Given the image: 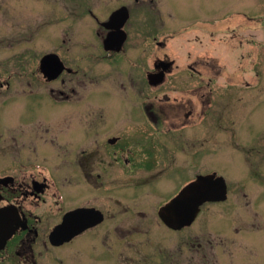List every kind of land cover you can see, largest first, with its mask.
I'll use <instances>...</instances> for the list:
<instances>
[{
  "label": "rangeland",
  "instance_id": "rangeland-1",
  "mask_svg": "<svg viewBox=\"0 0 264 264\" xmlns=\"http://www.w3.org/2000/svg\"><path fill=\"white\" fill-rule=\"evenodd\" d=\"M124 1L0 0V48L4 46L0 71L4 69L2 76L18 88L15 101H8L4 109L0 107V133L3 137L9 134L2 140L4 150L0 146V165L8 162L11 169L18 156L25 154L37 163H48L59 173L67 172L64 158L70 150L66 149L61 126L63 110L61 103L52 101H57L61 79L46 85L49 81L39 70L41 58L50 52L74 69L69 70L68 77L71 85L80 89V97L86 99L93 92L88 99L105 101L117 98L121 83L140 71L134 63L140 64L139 48L144 47L150 70L148 82L153 79L151 73L157 77L162 72L160 99L169 95L167 103L160 102L170 109L161 114L162 123L177 129L187 125L191 115L196 120L195 127L188 124L160 135L164 143L173 142L166 146L176 144V149L172 153L165 150V155H171L170 161L177 165L169 172V179L160 181V190L154 188L157 194L144 187L138 197H133L135 193L126 188L124 179L115 183V193L103 190L102 184L100 204H111L115 223L107 219L93 236H81L56 250L40 247V264H264V0H152L156 3L153 6L134 4L127 27L129 58L116 56L104 61L85 55L101 29L90 26L94 19L86 9L95 8L97 2ZM203 13H209L211 19L206 28L193 24V19ZM158 39L165 42L164 46H158ZM83 45L89 46L86 51ZM157 60L166 63L160 71L154 66ZM193 61L204 78L192 79L187 70H180ZM209 66L214 67L213 72L217 67L221 71L212 88L207 87L211 98L203 102L194 88L213 74ZM35 67L36 76L31 72ZM78 67L84 68V73L78 75ZM33 78L32 89L29 81ZM52 87L56 94L51 92ZM150 87L149 98L157 99L152 93L157 87ZM103 89H112L113 95H105ZM31 91L35 94L27 95ZM83 102L82 114H93L87 112L88 102ZM206 109L212 116L201 121ZM188 110L190 116H185ZM20 116L36 119L20 125ZM222 118L224 126L219 127ZM74 128L73 124L66 127L69 132ZM73 133L79 135L80 131L75 128ZM12 136H17L19 144ZM204 146L208 153L195 168L191 167V150ZM20 167L24 171L33 164ZM160 169L165 170L163 164ZM213 171L223 175L228 184L225 202L206 204L196 221L183 229L173 230L158 219V205L175 195L185 181ZM68 192L75 198L82 197L79 187ZM69 205L66 201L64 207Z\"/></svg>",
  "mask_w": 264,
  "mask_h": 264
},
{
  "label": "flooded vegetation",
  "instance_id": "flooded-vegetation-1",
  "mask_svg": "<svg viewBox=\"0 0 264 264\" xmlns=\"http://www.w3.org/2000/svg\"><path fill=\"white\" fill-rule=\"evenodd\" d=\"M150 1V3H146L142 0H135L132 3V0H125L118 4L97 2L94 5L95 8L86 9V13L94 19L90 26H98L101 29L97 30L98 40L93 42L95 43L94 46L85 55L100 58L104 61L107 59L112 60L116 56L129 58L127 27L132 20V6L134 4L137 6L156 4L152 0ZM208 16L209 13H203L193 19V24L205 28L210 26L211 19ZM160 25L164 26L165 23H160ZM117 26H121L126 32V38L120 49L112 48L113 45H116V38L105 43L108 34L114 31ZM0 32L2 33L3 31L0 30ZM156 41L158 46L160 44L164 46L165 44L159 39ZM63 42L65 43L66 41L64 40ZM83 46L85 51L89 47ZM3 50L4 46L0 48V52H3ZM139 50L141 51L140 64H138L139 62L134 64L135 67H140V71L135 74V77H130L127 83H121L120 93L117 98L105 99V101L97 100L96 98L88 99V96L92 95L93 92L88 93L86 99L80 97V89L71 85L68 77L70 75L69 70L73 68L66 64L64 60L66 66L60 75L56 79L45 83L46 85H52L58 79H61L62 83V88L57 91V94L54 92L53 87L50 89L51 92L56 94L57 101H54L53 94L49 96L52 97L53 102L61 103L60 107L63 110L64 125L62 124L61 126L64 129L63 135H65L64 139L67 144L66 149L70 150H67L68 153L65 154L64 158L67 172L59 173L53 170L48 163H37L36 160L30 159L25 154L18 156L19 160L14 161L11 169L10 165L7 164L8 162H3L0 165V208L6 206L15 207L19 214V226L0 250V264H40L43 259L39 257L40 247H44L49 251L56 250L71 244L76 238L81 236H93L107 219L109 223L112 222L114 224L116 215L111 212V204L109 202H107L108 206L106 203H104V206L100 204L102 184L105 186L103 190L114 191L115 193V183H117V180L124 179L128 183L126 188L133 190L135 193L133 197H138L144 187L145 189H150L153 194H157V190H160V181L170 178L171 174L169 172L177 164H173L170 161L171 155L166 156L165 150H169L172 153V149H176V144L174 146H166V143L173 144V142L169 140L164 143L165 139L160 135L171 134L175 130L185 128L188 124L189 127H195L196 120H193L195 116H190L191 112L188 110L184 112V115L187 116L188 114L190 118L193 117L191 120L193 122L189 121L187 125H182L180 128L177 127V129L175 125L166 127L162 123L161 114L163 115L170 110L169 108H164L160 103L165 104L169 101V95L167 94H164L163 99H160V89L163 88V83L159 76L162 75V72L157 77L153 74L154 72L151 73L153 79L148 82L150 70L147 64V52L144 47H140ZM158 62L157 60L154 66L157 71H160L166 63ZM194 64L195 62L193 61V64L188 66L187 69L180 70H187V75L192 79H197L198 76L201 79L204 78L202 76L203 73ZM34 66L36 65L34 64ZM209 67L211 71L214 69L212 66ZM3 70L0 71V107L2 106L1 108L4 109V105L8 101H15L16 94L14 92L18 88L16 86L13 88L12 81L10 83L9 80L5 79L7 77L4 78L2 76L4 74ZM83 70L84 68L78 67V75L80 72L84 73ZM220 71L221 69L217 67L214 72L212 71L215 75H208L207 81L201 80V83L194 88L197 97L201 98L203 102L210 97L207 95V87L212 88L213 81L217 80L215 76ZM31 72L36 76V67L32 68ZM8 77L10 78V75ZM159 80L160 82H158ZM34 81V78L29 81L32 89L34 88V84H32ZM4 86L7 88L4 89ZM150 86L157 87L156 90L152 89L153 97H158L157 99L149 98L148 90H151ZM96 91L98 90L96 89ZM102 91L105 95H113L112 89H103ZM34 94L35 92L31 91L27 95L33 96ZM5 95H7V98H5ZM75 96L79 98H75ZM84 100L88 102L87 112L91 110L93 114H82L85 106L83 104ZM114 100L116 101L114 102ZM183 104L180 103L179 106ZM23 111H25L24 108ZM210 116H212L211 111L204 110L201 121H208ZM69 117L74 118L75 121H72ZM35 119L34 116L31 120H28V117L20 116L19 122L20 125L21 122L33 123ZM223 122L222 118L217 123L218 126H224ZM71 124L79 129V135L73 133L75 128L70 132L67 131L66 127ZM17 136H12V139L19 144ZM6 137L1 136L0 133V146L3 145L2 140ZM4 148V146H1V150H4ZM208 150L207 146L191 150L189 154L190 166L195 168L197 163L201 161L202 156L208 153ZM26 163L33 164V167L23 171L20 166ZM162 164L165 170L160 169ZM183 165L185 166L186 164ZM3 166L6 167L2 168ZM140 171L144 173L142 172L139 176L137 173ZM161 171H165L164 174ZM103 174L105 176L104 179H102ZM198 175L195 174L192 178L185 181L179 190L188 182L195 180ZM185 178L183 177L182 180ZM107 185L110 188H107ZM78 187L82 192V197L75 198L68 190L72 191ZM155 187H157V190L154 189ZM111 188H114V190ZM84 193L87 195H84ZM109 195L113 196V194ZM66 201L70 203L68 207H64ZM225 201L203 203L199 215L206 204ZM112 202L115 203V200ZM161 205L157 207L159 220ZM74 210L79 211L78 218L69 222V227L67 226L66 231L70 232L73 230L72 228H79L81 231L69 240L62 243H53L50 237L52 231L62 223L66 214Z\"/></svg>",
  "mask_w": 264,
  "mask_h": 264
},
{
  "label": "water",
  "instance_id": "water-1",
  "mask_svg": "<svg viewBox=\"0 0 264 264\" xmlns=\"http://www.w3.org/2000/svg\"><path fill=\"white\" fill-rule=\"evenodd\" d=\"M115 38L117 42L112 48L120 49L126 38V32L121 26H117L114 31L108 34L105 43ZM64 67L65 65L57 53L44 55L40 62V70L48 80L56 78ZM226 198L227 183L223 176H216V173L199 175L161 206L159 215L170 228L181 229L193 223L200 211V206L205 201H217ZM78 212V210H74L66 214L62 223L52 231L50 237L53 243L69 240L81 231L79 228H72L73 230L70 232L66 231L69 222L78 218ZM18 218L19 214L15 207L0 208V250L19 226Z\"/></svg>",
  "mask_w": 264,
  "mask_h": 264
}]
</instances>
